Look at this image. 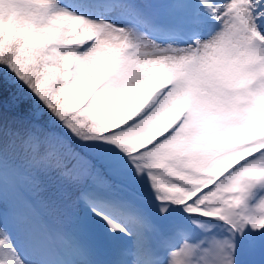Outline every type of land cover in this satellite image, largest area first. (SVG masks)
Returning a JSON list of instances; mask_svg holds the SVG:
<instances>
[{
  "label": "snow or ice",
  "instance_id": "obj_1",
  "mask_svg": "<svg viewBox=\"0 0 264 264\" xmlns=\"http://www.w3.org/2000/svg\"><path fill=\"white\" fill-rule=\"evenodd\" d=\"M257 243L264 0H0V264Z\"/></svg>",
  "mask_w": 264,
  "mask_h": 264
},
{
  "label": "trees",
  "instance_id": "obj_2",
  "mask_svg": "<svg viewBox=\"0 0 264 264\" xmlns=\"http://www.w3.org/2000/svg\"><path fill=\"white\" fill-rule=\"evenodd\" d=\"M146 195H149V194L146 192ZM173 215L178 217L177 212H173ZM262 247H264V244L257 243L254 247L244 248L240 253L244 256L245 260H247L248 258H253L252 260L258 261L259 256L257 252H259Z\"/></svg>",
  "mask_w": 264,
  "mask_h": 264
},
{
  "label": "rangeland",
  "instance_id": "obj_3",
  "mask_svg": "<svg viewBox=\"0 0 264 264\" xmlns=\"http://www.w3.org/2000/svg\"><path fill=\"white\" fill-rule=\"evenodd\" d=\"M212 231L215 232V231H218V229H217V228H212ZM91 242L94 244V246H97V248H98V253H99L101 256H106V255H107V251H106V250H101V249H99V246L96 245V242H95V241H91ZM263 251H264V247H262V248L260 249V252H263ZM236 259H237V257H236V255L234 254V260H236ZM238 261H239V264H253V263L250 262V261H248V262H244L240 256H238ZM258 264H264V255H262V261H260Z\"/></svg>",
  "mask_w": 264,
  "mask_h": 264
}]
</instances>
